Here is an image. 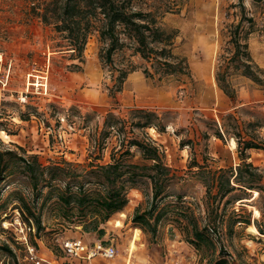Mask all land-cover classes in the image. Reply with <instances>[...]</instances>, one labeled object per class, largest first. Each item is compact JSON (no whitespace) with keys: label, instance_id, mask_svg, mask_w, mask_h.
<instances>
[{"label":"rangeland","instance_id":"1","mask_svg":"<svg viewBox=\"0 0 264 264\" xmlns=\"http://www.w3.org/2000/svg\"><path fill=\"white\" fill-rule=\"evenodd\" d=\"M36 1L0 0V141L14 149L20 146L27 154H37L43 165L61 159L86 164L92 158L88 132L95 126L100 128L107 112L127 118L132 109L153 110L163 117L166 128L164 132L147 128L146 132L161 145L165 162L173 172L169 185L172 195L160 205L173 202L178 194L182 205L189 206L200 219L204 217L205 188L192 174L195 168L190 169L189 163L194 159L212 168L235 167L240 162L236 145L230 143L228 135L224 139L215 137V124L227 114L233 116L239 128L264 117V85L244 77L234 78L237 94L233 102L214 80L217 55L226 48L230 25L241 17L253 20L252 25L244 20L242 28L252 30L247 37L249 50L262 63L264 0H135V6L164 13L160 23L176 31L173 51L186 58L189 75L146 77L142 68H137L127 74L122 90L114 98L107 90L112 84L110 71L98 59L97 34L93 32L87 39L81 59L71 56L69 50H58L57 33L44 25L31 8ZM128 54V50L117 52L113 56L116 66L124 64ZM131 59L138 66L145 65L137 56ZM204 59L208 60L207 68L201 65ZM260 68L264 73V67ZM84 114H89L85 123L80 117ZM254 130L258 139H264V126ZM110 141L115 143L114 138ZM111 143L103 150V161L108 159ZM135 154L134 159L138 158ZM248 154L247 161L264 173V150L251 149ZM1 186L0 245L7 243L19 264H31L27 245H33L35 254L50 264H73V257L60 247L65 238L73 237H81L87 244L101 241L115 247L113 258H96V264L206 263V252L185 242L180 227L171 220V211L159 222L153 237L133 225L131 217L136 206H146V197L138 189L128 191L126 206L103 224L104 234L98 238L95 233H81L80 227L61 230L48 207L42 212L45 227L35 235L34 229L21 222L8 196L16 187L24 193L27 190L12 178ZM234 194L250 198L235 200ZM233 195L218 204L212 234L219 238L230 263L264 264V235L253 224L232 223L230 219L235 213L250 216L251 221L261 220L264 213L259 209L264 211V194L260 196L254 190ZM38 241L53 260L39 253ZM12 262L13 258L0 249V264Z\"/></svg>","mask_w":264,"mask_h":264},{"label":"trees","instance_id":"2","mask_svg":"<svg viewBox=\"0 0 264 264\" xmlns=\"http://www.w3.org/2000/svg\"><path fill=\"white\" fill-rule=\"evenodd\" d=\"M31 8L44 25L57 33L58 50H69L74 58H82L87 39L93 32L97 34L98 59L102 67L108 68L112 80L107 87L111 98L122 90L127 74L137 68H142L146 77L189 75L186 58L173 51L176 31L161 25L164 13L158 14L155 8L135 6V0H37ZM244 20L252 25L251 17H241L236 24L230 25L226 48L218 53L214 68L217 87L233 102L237 94L234 78L244 77L264 85V73L252 58L247 42L252 30H243ZM123 50L129 51L126 62L116 66L113 56ZM135 56L145 62L143 67L133 62L131 58ZM80 117L85 123L89 114ZM228 120L233 121L229 123ZM221 121L215 124L214 136L232 138L240 162L235 167L212 168L191 160L188 166L195 168L192 174L205 188L206 213L201 219L189 206L179 202L181 196L178 194L173 202L160 205L172 195L169 185L173 172L165 162L161 145L146 129L164 132L166 122L157 112L142 108L130 110L127 118L107 112L100 128L95 126L88 132L92 158L86 164L61 159L43 165L37 154H27L16 145L18 151L0 141V195L2 183L9 178L27 190L24 193L16 187L8 196L13 199V208L18 210L21 222L34 229L35 235L45 227L42 212L48 207L61 230L74 231L80 227L81 233H95L100 238L104 234L103 224L126 206L128 191L138 189L146 197V206L143 209L136 206L131 217L135 227L153 237L159 222L171 211V220L180 227L185 242L197 251L206 252L205 264H235L230 263L219 238L212 234L218 218L216 208L224 197L236 191L247 194L255 190L260 196L264 194V173L247 161L249 150H264V139H258L254 130L256 126H264V117L243 123L240 128L231 114ZM109 143L108 159L103 161V150ZM135 151L138 153L136 159ZM234 197L235 200L250 198L235 194ZM230 219L232 223L253 224L257 232L264 235V214L261 220L251 221L250 216L235 213ZM67 239L81 240V237L64 240ZM32 243L36 244L33 239ZM0 249L13 258L12 264H19L7 243L1 244Z\"/></svg>","mask_w":264,"mask_h":264},{"label":"built area","instance_id":"3","mask_svg":"<svg viewBox=\"0 0 264 264\" xmlns=\"http://www.w3.org/2000/svg\"><path fill=\"white\" fill-rule=\"evenodd\" d=\"M62 248L67 255L78 260L75 264H93V260L96 258L111 259L116 251L112 244L106 245L100 241L87 244L80 239L64 240ZM27 251L31 264H50L49 261L35 254L33 245H27Z\"/></svg>","mask_w":264,"mask_h":264},{"label":"crops","instance_id":"4","mask_svg":"<svg viewBox=\"0 0 264 264\" xmlns=\"http://www.w3.org/2000/svg\"><path fill=\"white\" fill-rule=\"evenodd\" d=\"M251 55H252V58L254 59V61H256V63L258 62L256 60V58L254 57L253 53L251 52ZM201 65H204V68H207L208 67V60L207 59H204L203 62H201ZM201 65H198V66H201ZM258 65L260 67H264V58H262V63H260V61L258 62ZM37 245H38V251L39 253L41 254H45L47 257L51 258L52 257L47 253V251L45 250L46 247L43 245V243H41L40 241L37 242ZM53 260V259H52ZM96 259L93 260V264H96L97 262L95 261ZM76 262H78L77 259L73 258V264H75ZM99 263V262H98ZM101 263V262H100ZM99 263V264H100ZM61 264H67V263H61Z\"/></svg>","mask_w":264,"mask_h":264},{"label":"bare ground","instance_id":"5","mask_svg":"<svg viewBox=\"0 0 264 264\" xmlns=\"http://www.w3.org/2000/svg\"><path fill=\"white\" fill-rule=\"evenodd\" d=\"M230 143L232 144V145H234L235 144V142H234V140L232 139L231 141H230ZM233 147V146H232ZM255 212L257 213V211L255 210Z\"/></svg>","mask_w":264,"mask_h":264}]
</instances>
